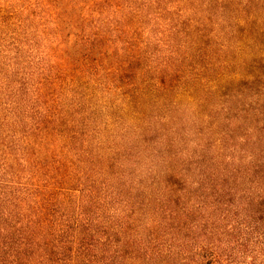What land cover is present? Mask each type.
I'll list each match as a JSON object with an SVG mask.
<instances>
[{"label": "trees", "instance_id": "obj_1", "mask_svg": "<svg viewBox=\"0 0 264 264\" xmlns=\"http://www.w3.org/2000/svg\"><path fill=\"white\" fill-rule=\"evenodd\" d=\"M0 264H264V0H0Z\"/></svg>", "mask_w": 264, "mask_h": 264}]
</instances>
